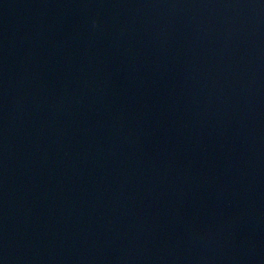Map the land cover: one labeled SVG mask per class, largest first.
Listing matches in <instances>:
<instances>
[{
    "label": "water",
    "instance_id": "95a60500",
    "mask_svg": "<svg viewBox=\"0 0 264 264\" xmlns=\"http://www.w3.org/2000/svg\"><path fill=\"white\" fill-rule=\"evenodd\" d=\"M0 264H264V0H0Z\"/></svg>",
    "mask_w": 264,
    "mask_h": 264
}]
</instances>
